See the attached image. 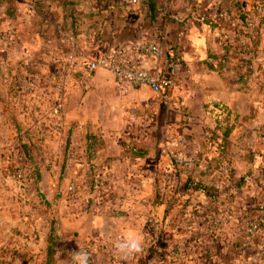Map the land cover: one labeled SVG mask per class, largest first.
<instances>
[{"label": "rangeland", "instance_id": "rangeland-1", "mask_svg": "<svg viewBox=\"0 0 264 264\" xmlns=\"http://www.w3.org/2000/svg\"><path fill=\"white\" fill-rule=\"evenodd\" d=\"M247 1L239 56L222 76L211 69L217 78L206 80V96H188L190 110L178 95L64 106V87L91 80L62 77L75 71L70 62L38 78L29 62L17 64L20 125L0 135V264H69L70 248L84 246L95 248L89 264H264V0ZM178 128L179 165L162 151ZM104 136H119L131 154L127 178L100 166ZM129 230L145 244L125 259L112 241Z\"/></svg>", "mask_w": 264, "mask_h": 264}, {"label": "crops", "instance_id": "crops-1", "mask_svg": "<svg viewBox=\"0 0 264 264\" xmlns=\"http://www.w3.org/2000/svg\"><path fill=\"white\" fill-rule=\"evenodd\" d=\"M247 6V0H158V11L152 14L147 12L145 1L132 6L126 0H0V135L5 137L4 128L20 123V61L29 62L36 69V77L44 71L50 73L58 61L70 62L75 71L71 73L72 67L68 68L62 77L91 80L88 88L75 87L73 92L64 87V106L75 100L79 107L89 102L93 110H101L104 103H118L126 95L139 100L156 98L148 87L117 83L106 70L98 68L85 75L80 69L114 47L120 48L131 63H149L148 58L132 49L141 41L154 42L160 46L163 60L176 61L169 71L175 83L172 95H178V101L192 109L188 96H206V80L217 78L210 66L222 54H213L225 50L226 59L239 56L235 51L245 41L242 34ZM10 62L14 70L8 68ZM11 114L16 121H12ZM181 131L178 128L168 133L178 136ZM116 137L104 136L105 145L101 144L102 151L96 153L105 159L102 168L107 166L119 179L127 178L131 154ZM178 137L186 144V136ZM4 217V209H0V231Z\"/></svg>", "mask_w": 264, "mask_h": 264}, {"label": "built area", "instance_id": "built-area-1", "mask_svg": "<svg viewBox=\"0 0 264 264\" xmlns=\"http://www.w3.org/2000/svg\"><path fill=\"white\" fill-rule=\"evenodd\" d=\"M126 1L130 5L136 6L143 0ZM132 49L148 58L149 63H131L123 57L120 48L114 47L107 55L90 62L89 69L92 71L98 68L106 70L111 73L114 80L119 84L126 83L134 87H148L161 103L168 104L171 102L175 83L169 71L176 65V61L173 58L163 60L160 46L151 41L135 43L132 45ZM181 143L182 141L178 137V139H171V142L167 143L166 146H162L164 154L178 165L182 163L180 154H177V148H180ZM259 210L264 216V206H259ZM256 225L250 226V233L256 230L258 226ZM79 249L87 251L91 256L95 248L93 246L70 248L69 252L72 253Z\"/></svg>", "mask_w": 264, "mask_h": 264}, {"label": "clouds", "instance_id": "clouds-1", "mask_svg": "<svg viewBox=\"0 0 264 264\" xmlns=\"http://www.w3.org/2000/svg\"><path fill=\"white\" fill-rule=\"evenodd\" d=\"M115 253L122 257L128 258L142 251L145 240L138 230H129L122 233L112 241ZM90 255L87 251L79 249L72 252L69 257V264H89Z\"/></svg>", "mask_w": 264, "mask_h": 264}, {"label": "trees", "instance_id": "trees-1", "mask_svg": "<svg viewBox=\"0 0 264 264\" xmlns=\"http://www.w3.org/2000/svg\"><path fill=\"white\" fill-rule=\"evenodd\" d=\"M143 1H145V3H146L147 12L153 14L155 11H158V9H157L158 8V0H143ZM143 1L141 3H143ZM244 19H245V17H244ZM226 63H227L226 55L223 54L222 57H220V62L217 63V66H212L211 65L210 69H212V70L214 69L215 71L218 72V74L220 76H222V74H221L222 70L221 69L225 66L224 64H226Z\"/></svg>", "mask_w": 264, "mask_h": 264}]
</instances>
